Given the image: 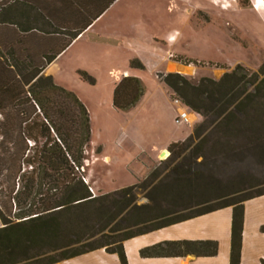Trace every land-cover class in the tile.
<instances>
[{"label": "trees", "instance_id": "16d2710c", "mask_svg": "<svg viewBox=\"0 0 264 264\" xmlns=\"http://www.w3.org/2000/svg\"><path fill=\"white\" fill-rule=\"evenodd\" d=\"M45 1L14 0L19 7L14 6L13 13L28 18L20 27L0 16V23L19 29L15 39L0 36V264H56L101 248L117 254L121 264H129L126 240L227 206L233 207L230 264H241L244 202L264 192L184 214L162 210L159 200L138 204L137 184L102 195L91 191L85 180L92 137L90 112L74 91L57 84L45 70L116 0ZM5 9L7 4L1 3L0 14ZM31 10L38 12L37 21H49L67 39L59 44L56 38H43L44 29L30 24ZM180 58L186 65L199 63ZM131 67L146 66L134 58ZM79 72L96 82L88 72ZM247 82L254 85L253 91L241 99ZM164 83L193 112L222 117L224 129L238 123L236 130L254 132L264 124V63L258 71L238 64L219 80L204 77L197 84L171 72ZM145 93L142 78L125 76L114 89L113 105L131 109ZM184 145L170 144V163L182 154L176 148ZM198 245L205 250H197ZM183 247L185 252H218L214 241H174L146 247L141 254L166 255L168 248Z\"/></svg>", "mask_w": 264, "mask_h": 264}, {"label": "rangeland", "instance_id": "374dc122", "mask_svg": "<svg viewBox=\"0 0 264 264\" xmlns=\"http://www.w3.org/2000/svg\"><path fill=\"white\" fill-rule=\"evenodd\" d=\"M183 1L122 0L49 71L48 66L45 74L74 91L90 112L92 137L85 180L95 195L137 184L138 204L159 200L162 210L189 214L264 192V124L254 132L243 127L236 130L238 123L224 129L220 126L222 117L193 112L183 100L180 106L176 104L178 97L164 78L178 72L195 84L204 77L219 80L238 64L258 71L264 63V21L251 11V0H212L219 4L212 8L213 14L196 8L197 0H186L194 6L192 11L189 5L184 7L186 13H191L189 16L180 15L178 8H174ZM1 3L8 6L0 14L2 19L13 20L19 27L20 23L27 24L28 18L13 13L12 8L19 7L14 0H0ZM29 17L32 26L44 29L43 38H56L59 44L67 39L57 34L58 29L49 21H37L36 10L29 11ZM120 17L144 21L148 32L175 26L184 38L174 45L177 51L163 47L159 40L155 51L148 40L131 41L132 48L126 45L124 51L119 50L115 46L117 33L122 29L117 22ZM179 19H188L189 27ZM101 30H106L108 37L94 41L92 37ZM16 32L19 33L18 27L0 23V36L15 39ZM135 57L147 64L145 69L135 70L141 74L146 93L135 107L119 110L113 105L114 89L121 78L129 76L124 69H132ZM179 58H193L199 63L186 65ZM177 62L181 65L174 67ZM80 70L88 72L96 82L84 78ZM251 82L242 87L246 91L241 99L253 91ZM180 107L189 111L190 122H175ZM173 142L186 145L176 148L182 154L170 163L169 146ZM159 147L162 149L158 150ZM177 180L181 181L176 184L181 185L175 189ZM101 257L104 264H120L115 263L113 256Z\"/></svg>", "mask_w": 264, "mask_h": 264}, {"label": "crops", "instance_id": "0c3cea01", "mask_svg": "<svg viewBox=\"0 0 264 264\" xmlns=\"http://www.w3.org/2000/svg\"><path fill=\"white\" fill-rule=\"evenodd\" d=\"M121 1L122 0H116L101 15V17H99L85 32L80 34L73 41L70 47L49 65L47 71H49L52 64H54L58 59L65 56L67 52L72 49L75 43L83 39L88 33L94 31L97 23L102 21L108 15V13ZM251 1L254 6L251 7V11H253L260 20L264 21V0ZM187 5L191 7V11L194 10V6L186 0L183 1L182 5H177V7L174 6V8H178L177 12L180 15L189 16L191 13H186L184 11V7ZM218 5L219 4L217 2L212 0H197L196 2V8L212 14L214 11L212 8L218 7ZM179 20L182 21L183 19ZM117 22L119 25H122V29L117 33L118 41L115 47L123 51V48L126 45L129 48L133 47L132 45L134 44L131 41L137 42L140 40H148L150 42V46L154 45V51L158 49V40L163 43V47L168 46L175 49L174 45L178 43L184 36L183 32L180 29L175 28V26L171 27L168 30H161V28H158V30L156 29L155 31L152 30L148 32L144 28V21L141 20H136L133 18L125 19L124 17H120ZM154 22L156 23V20H154ZM182 23L187 24V27H189L188 19H186L185 21L183 20ZM153 27L156 28L155 26ZM113 33L114 32L112 31L111 34ZM106 35L108 37L107 31L101 30L100 32H97L96 35H94L92 38L97 42L99 40H105ZM125 41H127V43ZM261 46L264 48L263 45ZM175 50L177 51V49ZM178 53L183 54L180 51H178ZM153 54H155V52ZM180 65L181 64L179 62L173 64L174 67H179ZM145 66L147 67V64H145ZM124 70L127 72V75L138 76L141 78V74L139 75V72L135 71L139 69L125 68ZM160 149H162V147L158 148V150ZM244 205L245 215L241 264H263L264 231L262 230V227L264 226V194L246 200L244 202ZM232 221L233 208L225 207L220 210L203 214L146 234L130 238L124 243L129 264H230ZM174 241H214L218 243V252L215 255L205 253L199 254L196 253V251L185 252L183 247L176 250L168 248L166 250V255L143 256L141 254V250L146 247H150L162 242ZM132 246L134 247L133 249ZM198 247L199 248L197 250L199 251L205 250L203 246L201 247L200 245H198ZM100 255L104 257L105 255L113 256L115 258V263L119 262L121 264V261L117 254L108 253L105 249L88 252L56 264H72L74 262L76 264H104L100 262L102 259Z\"/></svg>", "mask_w": 264, "mask_h": 264}, {"label": "built area", "instance_id": "2783aa9c", "mask_svg": "<svg viewBox=\"0 0 264 264\" xmlns=\"http://www.w3.org/2000/svg\"><path fill=\"white\" fill-rule=\"evenodd\" d=\"M174 102L176 104H178L179 106L181 104H183L179 97L175 98ZM175 122L177 124H184L186 122H190V113H189V111H187L186 107H180L179 108V112H178V115L175 118Z\"/></svg>", "mask_w": 264, "mask_h": 264}]
</instances>
